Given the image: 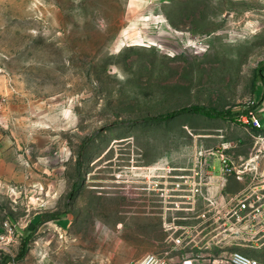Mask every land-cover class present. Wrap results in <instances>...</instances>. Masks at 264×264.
<instances>
[{"label": "rangeland", "instance_id": "1", "mask_svg": "<svg viewBox=\"0 0 264 264\" xmlns=\"http://www.w3.org/2000/svg\"><path fill=\"white\" fill-rule=\"evenodd\" d=\"M263 99L264 0H0V264L175 258L173 169L256 139L231 120L154 118ZM223 238L203 253L228 258ZM256 243L233 249L264 264Z\"/></svg>", "mask_w": 264, "mask_h": 264}, {"label": "crops", "instance_id": "2", "mask_svg": "<svg viewBox=\"0 0 264 264\" xmlns=\"http://www.w3.org/2000/svg\"><path fill=\"white\" fill-rule=\"evenodd\" d=\"M257 114L261 118L263 125L261 130L254 128L250 112L248 113V111L247 113L237 114L234 120H223H231L232 123L237 124L233 128H243L252 137V133L264 131V109L260 113L257 112ZM257 148H259V144L256 141H223L217 146L196 149L193 156L185 164L175 167L173 170L177 172L181 171L182 174L192 175L199 169L200 162H204L203 167L208 175L207 183L203 187V195H198L196 202L186 204L185 209L177 210L185 213V217H178L182 220L180 221L181 224L184 223V225L192 226L193 228L198 227L199 229L207 226V223L213 217L214 211L210 207L211 205L206 199V195L217 200L218 204L230 206L239 195L247 194L251 203L256 202L264 208V151L262 148L256 151ZM200 150L203 151L201 156L198 155ZM221 154L229 158L231 171H224ZM204 213H207L208 218L203 217ZM234 220V218H228L214 223L216 226H220L224 222L225 225H228V230L231 234L225 233L224 236L210 237L207 233L208 236L205 235V237H208L210 243L212 241L215 244L216 240H223V237H225L232 245L229 248L232 252L236 251L233 248L242 245V241L257 242L256 244L258 245L256 247L258 249L264 247V233L260 234L261 231H264L263 213L258 218L251 217L242 222H235ZM206 230H204L203 235ZM0 231H3L2 227H0ZM180 255H177L176 259ZM211 259L215 260L217 264H223L227 260L220 254L211 256ZM259 260H261V257Z\"/></svg>", "mask_w": 264, "mask_h": 264}, {"label": "built area", "instance_id": "3", "mask_svg": "<svg viewBox=\"0 0 264 264\" xmlns=\"http://www.w3.org/2000/svg\"><path fill=\"white\" fill-rule=\"evenodd\" d=\"M251 121L257 130H261L263 128L261 118L258 116L257 112L252 110L250 111ZM254 139H256L257 144H259V148L256 151L262 150L264 151V131H259L257 133L251 134ZM226 148V146H224ZM259 153V152H256ZM264 153V152H263ZM203 151H199L198 155L201 156ZM221 161L224 164V171H231V167L229 166V158L221 154ZM204 162H200L199 169L196 170L192 175H181L180 180L175 182L174 187L171 189L173 192L170 196L174 199L171 201L174 203L173 209L183 210L188 203L196 202L198 195H203V187L207 183L208 175L206 170L203 167ZM176 198V199H175ZM206 199L208 200L210 207L213 209V217H211V221L207 223V226L199 229L198 227L193 228L188 225H175L173 226L174 231L171 232L169 242L171 243V251H177L180 257L176 259V257L168 258L165 255L161 254H147L140 259L136 260L134 264H217L215 260L211 259V256L203 253L204 248L207 249L209 247L210 240L208 239V235L210 230H206V233L203 235L205 229L214 225L215 222L221 221L224 219H232L234 218L235 222H242L248 218H258L260 214L264 215V208L260 204L256 202L251 203L249 200V196L247 194L239 195L230 206H226L223 204H218L217 200L212 199L210 196L206 195ZM204 218H208L207 213L203 214ZM210 219V218H209ZM215 220V221H213ZM216 226V225H214ZM220 226H223L224 230H227L229 227L225 225V223H221ZM216 228V227H215ZM213 228V229H215ZM208 233V235H207ZM205 235H207L205 237ZM215 237V236H212ZM223 240H216V244L221 243ZM191 246V248H196L201 251L195 253H184L183 250L187 247ZM168 253V252H166ZM225 264H263L259 259L249 256L243 253L240 250L233 251L230 256L227 258Z\"/></svg>", "mask_w": 264, "mask_h": 264}, {"label": "trees", "instance_id": "4", "mask_svg": "<svg viewBox=\"0 0 264 264\" xmlns=\"http://www.w3.org/2000/svg\"><path fill=\"white\" fill-rule=\"evenodd\" d=\"M248 110H245L244 112L241 113H247ZM181 113H197L201 114L207 117H212V118H221V119H232L234 120V115L231 113H227L224 111L217 110L215 108H209L206 106H188V107H183L179 109L178 111H174L170 114L167 115H162L157 118H154L159 121L167 120L170 119L173 116H176ZM249 113V112H248ZM42 222V216H39L38 218V223ZM30 239V236H25L23 237V244H22V250H21V256H24L26 254V251L28 249V241Z\"/></svg>", "mask_w": 264, "mask_h": 264}]
</instances>
